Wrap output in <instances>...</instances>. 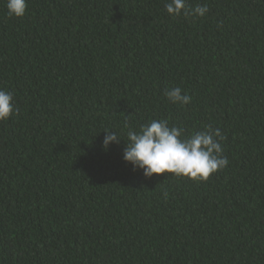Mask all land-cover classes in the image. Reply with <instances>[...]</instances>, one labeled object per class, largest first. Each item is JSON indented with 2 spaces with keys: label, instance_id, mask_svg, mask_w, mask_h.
Segmentation results:
<instances>
[{
  "label": "trees",
  "instance_id": "16d2710c",
  "mask_svg": "<svg viewBox=\"0 0 264 264\" xmlns=\"http://www.w3.org/2000/svg\"><path fill=\"white\" fill-rule=\"evenodd\" d=\"M166 2L27 0L17 18L0 0L19 109L0 121V264H264V2L188 0L196 19ZM152 119L220 128L229 165L146 178L122 151L125 123Z\"/></svg>",
  "mask_w": 264,
  "mask_h": 264
},
{
  "label": "clouds",
  "instance_id": "9594fccd",
  "mask_svg": "<svg viewBox=\"0 0 264 264\" xmlns=\"http://www.w3.org/2000/svg\"><path fill=\"white\" fill-rule=\"evenodd\" d=\"M164 7L170 16H183L185 19L204 17L209 11L206 3L190 5L188 0H167ZM6 9L10 17H23L27 0H6ZM164 95L173 104L187 105L192 100L190 95L182 94L180 87L166 89ZM18 112L14 93L0 88V121H6ZM125 128L126 145L122 158L134 170H142L146 178L153 174L170 173L174 177L203 182L229 165L222 145L225 136L220 128L212 124L187 135L183 127L170 125L168 119H152L141 124L138 129L125 123ZM104 132L102 147L105 150L111 144H119L121 136L115 131ZM168 195L166 189L162 191L165 200Z\"/></svg>",
  "mask_w": 264,
  "mask_h": 264
}]
</instances>
